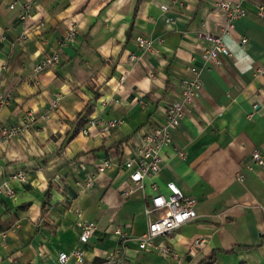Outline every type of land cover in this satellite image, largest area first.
<instances>
[{
	"label": "crops",
	"instance_id": "crops-1",
	"mask_svg": "<svg viewBox=\"0 0 264 264\" xmlns=\"http://www.w3.org/2000/svg\"><path fill=\"white\" fill-rule=\"evenodd\" d=\"M14 1L0 0V65L8 66L3 89L12 96L0 107V187L8 183L16 194L0 198V264H58L61 253L76 248L95 264L108 257L109 264H264V166L247 168L253 151L264 154V76L256 74L264 65V19L256 15L264 0H17L11 10ZM222 1L248 12L228 33L216 8ZM26 3L32 17L22 22ZM74 26L79 34L65 43ZM201 32L222 37L232 56L206 64ZM139 36L153 40L160 54L139 48ZM55 53L60 64L35 75L34 67ZM193 67L202 90L173 145L162 150V171L144 191L125 195L134 185L124 163L165 122ZM56 99L58 108L44 118ZM87 105L92 114L78 128ZM29 117L28 129L2 136V128L23 126ZM111 119L123 123L83 133L91 120ZM104 160L112 166L99 174ZM18 172L26 183L11 180ZM170 182L197 199L198 218L156 241L174 250L176 257L167 258L139 244L152 185L168 195ZM86 221L98 228L83 245Z\"/></svg>",
	"mask_w": 264,
	"mask_h": 264
},
{
	"label": "built area",
	"instance_id": "built-area-1",
	"mask_svg": "<svg viewBox=\"0 0 264 264\" xmlns=\"http://www.w3.org/2000/svg\"><path fill=\"white\" fill-rule=\"evenodd\" d=\"M107 1V0H101ZM15 0L9 7L14 10L17 5ZM216 8L222 11L227 20V25L223 32L228 33L234 28V24L237 20H240L247 16V10L241 3H232L230 1H222L216 5ZM167 7H163V10H167ZM33 4L26 3L22 5V14L20 19L22 22L29 20L32 17ZM256 15L259 18L264 19V5L257 8ZM79 34L77 27H72L65 37V43L71 42ZM23 39L27 38L26 33L23 35ZM198 37L203 39L207 44L202 58L206 64H214L219 66L222 63L224 57H231L232 53L229 47L220 36L199 33ZM136 42L139 48L143 49L147 53L153 55H159L160 51L154 45L153 40L139 36L136 38ZM245 42V40L243 41ZM132 61H137V56L131 57ZM61 56L58 53L53 54L50 57L45 58L34 67V74L39 75L45 70L55 68L60 64ZM8 70L6 64L0 65V107L10 106L12 96L6 93L3 89L5 84V77ZM192 78L185 79L181 82V96L180 99L171 103L166 110L165 122L155 128L152 133L147 135L144 140V146L138 150L136 156L124 163V167L130 171V181L134 187L125 195H129L135 191H144L146 182L152 180L162 171V150L165 147L173 145L174 133L180 128L182 121L186 118L190 112L192 105L196 102L202 90L203 83L200 79L199 71L196 67L191 68ZM257 75L264 76V65L257 69ZM58 99L53 101L44 118L50 117V112L58 108ZM33 118L29 117L25 120L24 125H15L11 127L2 128V136L6 139H12L18 136L22 131L30 127V123ZM123 123L120 119L111 120H91L87 127L83 129L85 135L89 134V128L99 127L102 132L107 133L111 129L119 127ZM178 156L185 160L187 157L186 152L178 151ZM264 166V154L260 150H255L251 153L247 163V168L252 170L254 166ZM112 166L109 160L102 161L97 166V173H104ZM244 177L240 176L239 180L243 181ZM11 180L20 181L21 183L27 182V176L23 172H18L11 177ZM95 177L90 176L87 180V186H93ZM169 194L164 195L159 192L156 184L152 185L155 195L152 197L149 206L144 210V214L148 219V230L145 235L140 239V250L150 251L161 255L163 257H176V254L172 248H163L156 246V241L159 238L172 239L174 232L182 226L195 221L198 218L196 206L198 201L192 196L186 195L181 188L175 183L170 182L167 185ZM15 191L10 187L8 183L0 187V198L5 196L6 198H14ZM97 223L94 221H86L82 225V232L79 238L81 244H88L91 238L97 231ZM118 236L124 237L122 230H117ZM196 245L203 243V241H196ZM124 257L120 258L121 262H124ZM112 262V258L108 257L105 264ZM58 264H95L86 260L85 252L76 248L70 253H61L58 259Z\"/></svg>",
	"mask_w": 264,
	"mask_h": 264
},
{
	"label": "trees",
	"instance_id": "trees-1",
	"mask_svg": "<svg viewBox=\"0 0 264 264\" xmlns=\"http://www.w3.org/2000/svg\"><path fill=\"white\" fill-rule=\"evenodd\" d=\"M92 114V108L87 105L82 112H80L76 118V120L79 122L78 123V128L83 127L86 122L87 118Z\"/></svg>",
	"mask_w": 264,
	"mask_h": 264
},
{
	"label": "rangeland",
	"instance_id": "rangeland-1",
	"mask_svg": "<svg viewBox=\"0 0 264 264\" xmlns=\"http://www.w3.org/2000/svg\"><path fill=\"white\" fill-rule=\"evenodd\" d=\"M150 204V203H149Z\"/></svg>",
	"mask_w": 264,
	"mask_h": 264
}]
</instances>
